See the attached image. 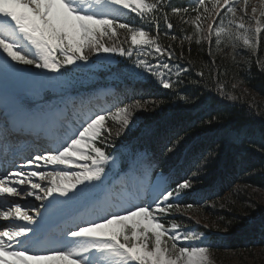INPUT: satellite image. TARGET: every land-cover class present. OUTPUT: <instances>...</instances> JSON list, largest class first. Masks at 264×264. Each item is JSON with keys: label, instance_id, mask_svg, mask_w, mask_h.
Wrapping results in <instances>:
<instances>
[{"label": "snow or ice", "instance_id": "obj_1", "mask_svg": "<svg viewBox=\"0 0 264 264\" xmlns=\"http://www.w3.org/2000/svg\"><path fill=\"white\" fill-rule=\"evenodd\" d=\"M126 11L139 18V26L123 20ZM182 25L191 32L173 31ZM193 41L206 42L210 57L196 74L203 78L206 68L219 76L216 52L230 48L235 61L242 55L238 49L256 53L264 46V0H189L185 6L172 0H0V70L13 80H38L41 88L64 86L44 72H67L105 54L131 60L137 77L178 89L192 71L183 45ZM256 63L264 71V61L257 57ZM217 85L222 98L235 99L222 82ZM3 102L0 148L6 161L9 152L16 155L12 136L23 131L37 138L43 133L50 148L30 154L23 164L13 160L14 167L0 174V264H213L205 233L172 218L194 207L181 200L194 189L197 171L178 181L160 173L153 182L154 164L137 167L134 158L131 184L112 182L108 175L116 158L107 148L129 129L136 111L154 110L160 102L153 101L151 109L135 99L85 110L62 99L64 108L33 110L8 93ZM52 128L55 136L49 135ZM181 139L170 138L165 154L175 153ZM68 209L75 212L65 218Z\"/></svg>", "mask_w": 264, "mask_h": 264}, {"label": "trees", "instance_id": "obj_2", "mask_svg": "<svg viewBox=\"0 0 264 264\" xmlns=\"http://www.w3.org/2000/svg\"><path fill=\"white\" fill-rule=\"evenodd\" d=\"M172 3L182 6L178 1ZM126 22L140 25L137 18ZM180 27L191 32L189 25L178 26L173 31L180 34ZM176 43L179 45V41ZM183 49L185 61L192 62V71L183 77L185 83L178 89H164L150 76L142 79L126 76L145 96L133 100L147 101L150 109L153 101L160 103L154 110L136 111L129 129L115 139L114 146L135 137L140 127L153 124L156 127L150 134L155 137L157 151L164 150V144L177 134L182 139L176 151L191 141L185 166L203 159L201 167L195 170L193 190L200 192L211 187L213 194L210 199H205L201 192L194 194L189 202L194 207L172 218L185 225L197 224L198 220L201 231L213 234L210 244L213 264H234L233 260L238 264H260L264 249L261 231L264 228V71L256 61L257 57L264 61V46L256 53L238 49L242 55H237L235 61L230 48L216 52L220 74L210 75L205 68L203 78L196 72L210 61L207 43L199 46L195 41L191 45L185 42ZM244 59L249 63L245 64ZM122 64L118 59L113 69L120 70ZM217 80L235 99L218 94ZM181 96L188 99L182 100ZM259 239L258 245L252 244Z\"/></svg>", "mask_w": 264, "mask_h": 264}, {"label": "rangeland", "instance_id": "obj_3", "mask_svg": "<svg viewBox=\"0 0 264 264\" xmlns=\"http://www.w3.org/2000/svg\"><path fill=\"white\" fill-rule=\"evenodd\" d=\"M16 67L23 69L24 66L16 65ZM26 71L33 72V73H40L41 70L28 68V69H26ZM43 75L49 76V77H54V78L59 77L60 79L62 77L60 75V73L44 72ZM45 87L49 88L46 85L42 88H45ZM42 88L40 87V82L38 80L30 81V82H26L24 80H13L10 77H6L3 73V71L0 70V93L3 96L5 93L10 94V92H20V93H23L22 99H24L25 96H31L35 91H38V90L40 91V89H42ZM37 203H39V202H37ZM194 225L187 226V227L189 229L194 230V231H198L197 227H199V226L196 224H194ZM261 231H263V233H264V228L263 229L261 228ZM261 252H262V259L259 260V262H260V264H264V249ZM233 263L238 264L236 260H233Z\"/></svg>", "mask_w": 264, "mask_h": 264}]
</instances>
